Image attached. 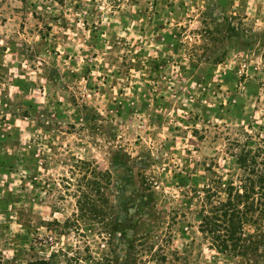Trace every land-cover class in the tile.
Masks as SVG:
<instances>
[{
	"label": "rangeland",
	"instance_id": "obj_1",
	"mask_svg": "<svg viewBox=\"0 0 264 264\" xmlns=\"http://www.w3.org/2000/svg\"><path fill=\"white\" fill-rule=\"evenodd\" d=\"M244 131L264 147V0H0V264H264L198 230Z\"/></svg>",
	"mask_w": 264,
	"mask_h": 264
},
{
	"label": "trees",
	"instance_id": "obj_2",
	"mask_svg": "<svg viewBox=\"0 0 264 264\" xmlns=\"http://www.w3.org/2000/svg\"><path fill=\"white\" fill-rule=\"evenodd\" d=\"M4 48H1L3 50ZM245 140L229 142L224 165L225 177L214 169L217 164L203 166L198 230L206 236L217 253L243 256L258 251L257 242L264 239V147ZM200 197V196H199ZM122 227L120 221L113 225ZM82 257L71 245L50 248L41 256L24 264H81Z\"/></svg>",
	"mask_w": 264,
	"mask_h": 264
}]
</instances>
